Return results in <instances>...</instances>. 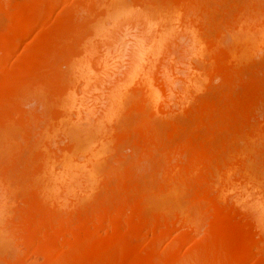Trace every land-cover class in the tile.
Instances as JSON below:
<instances>
[{
  "label": "bare ground",
  "instance_id": "obj_1",
  "mask_svg": "<svg viewBox=\"0 0 264 264\" xmlns=\"http://www.w3.org/2000/svg\"><path fill=\"white\" fill-rule=\"evenodd\" d=\"M0 11L1 231L20 228L43 264H264V58L246 65L264 50V0H0ZM43 31L45 46L34 37ZM194 59L220 86L173 127L181 153L156 122L189 104L200 84ZM179 69L193 74L189 91L174 88ZM25 99L42 112L24 111ZM83 137L98 144L87 169L75 158ZM114 138L134 152L109 165L98 200L82 205ZM184 193V210H148L153 196ZM199 222L200 243L161 249Z\"/></svg>",
  "mask_w": 264,
  "mask_h": 264
},
{
  "label": "rangeland",
  "instance_id": "obj_2",
  "mask_svg": "<svg viewBox=\"0 0 264 264\" xmlns=\"http://www.w3.org/2000/svg\"><path fill=\"white\" fill-rule=\"evenodd\" d=\"M63 6H62V4H60V5H58V7H57V10L58 9H61ZM0 13H2V14H0V27H1V25H3L4 24V22L6 21V19H7V16H6V14L4 15L3 14V12L2 11H0ZM4 15V16H3ZM55 18V19H54ZM2 19V20H1ZM58 22L57 21V18H56V16L54 15H52V20H51V22H52V25H54L56 22ZM53 22H55V23H53ZM63 22H65L66 23V20H64V21H62V23ZM42 34V35H41ZM39 36H41V37H39ZM45 36H46V33L43 31V32H41L40 34H38V36L37 35H34V37H38L37 39L40 41H42V40H46V38H45ZM39 38H41V39H39ZM43 38V39H42ZM35 39V38H34ZM42 41V44H44V46H45V42L46 41ZM182 40V39H181ZM31 41V39L30 38H25L23 41H22V43L20 44V46H19V49H18V53H21V52H24L25 51V49H26V47L29 45V42ZM37 41V40H36ZM184 43V39L181 41V43ZM28 43V45L25 47V45ZM185 44V43H184ZM181 45V44H180ZM262 45L260 46V49H258L257 51L259 52V54L260 55H258V54H256V52H254L253 51V53H255L256 55H258V56H256V55H253V56H249L248 58H250V59H248V58H246V61H247V63H249V64H246V65H248V66H250L251 64L252 65H257V64H260L261 63V60H263L262 58H264L263 56V54H262V52L264 51L262 48ZM25 48V49H24ZM182 49V48H181ZM256 49V48H255ZM262 50V52L260 53V51ZM179 53H180V51H178ZM252 53V54H253ZM178 54V53H177ZM14 55H16V54H14ZM179 55V54H178ZM183 55V54H182ZM177 56V55H176ZM180 56H181V54H180ZM260 57H262V58H260ZM189 59V58H188ZM195 60V62H193V60H191V62H193L194 64H192V65H195L196 67L197 66H199L200 67V69L201 70H199V72L198 73H200V76H199V74H198V76L200 77V78H203V76H204V79L206 80V81H204V79H203V81L199 78V83L200 84H202V85H200L199 84V86H197L196 88L199 90H193V91H189V89H190V87H189V85H187L188 87H186V85H184V84H186L187 83V81H190L189 80V78L191 79V77L190 76H193V74L192 75H188V71H189V69L187 70V74H186V71L184 70L183 71V69L182 70H180L181 71V73L178 71L177 72V74L178 73H180V74H176L177 76H178V79H177V82H176V80H175V83H176V85H175V83H174V85H175V89H180L181 88V86L183 87V86H185V88H188V91L190 92V94L189 93H187V94H189L190 96H191V93H194L193 94V96H192V98L190 97V96H188V97H190V100L187 102V103H189V104H187V105H185L186 104V102H184V104L183 105H185V106H182V104H180L181 105V107L180 106H178V108L177 107H174V110L177 112H175L174 110L171 112V113H169V114H171V115H169L170 117H168V116H165V117H161L160 119H158L157 120V126L158 125H160L159 127H160V130H161V132L163 133V135H164V141H168V142H170L172 145H177V147H176V149L179 151V152H181L182 153V150H181V143L183 142L182 141V139H180L179 138V134H176V133H172V132H174L173 131V127L174 126H178V125H180V127L182 126H184L183 124H187V121H188V117H186L187 115H185V112H186V109L188 110V109H191L193 106H196L197 107V102L198 103H202V101L204 100H208L209 99V97H212L213 95L212 94H214V93H216V88L215 87H217V85H219L220 86V83H219V79H217V77H215V78H213V77H208L207 75V77L205 76V71H204V69H203V67H201L202 65H201V63L197 60V59H194ZM197 60V61H196ZM250 61V62H249ZM192 65H191V68H192ZM197 72L196 73H194V75L196 74V76H197ZM202 73H204V74H202ZM185 74L187 75V76H189L188 77V79H187V77H186V79H184L185 78ZM196 76H195V79H196V81H197V78H196ZM181 77V78H180ZM261 77V76H260ZM177 78V77H176ZM193 78V77H192ZM211 78V79H210ZM262 79V82H261V84H262V87H264L263 85H264V78H261ZM185 82V83H184ZM157 83V82H156ZM160 83H161V81H160ZM197 83H198V81H197ZM182 84V85H181ZM212 84V85H211ZM178 86H180V87H178ZM207 88H206V87ZM198 87H200V88H198ZM202 88L204 89V90H202ZM217 88H219V87H217ZM175 89H174V91H175ZM184 89V88H183ZM183 89H180V90H183ZM213 89H215V91H213ZM179 90V91H180ZM184 90H186V89H184ZM201 90V91H200ZM177 91V90H176ZM179 91H177L176 93H178ZM197 91H198V93H197ZM182 92V91H181ZM174 93V92H173ZM196 93V94H195ZM175 94V93H174ZM173 94V95H174ZM215 96V95H214ZM213 96V97H214ZM175 97H176V95H175ZM207 97V98H206ZM187 98H185V101H187L186 100ZM212 99V98H211ZM193 102H192V101ZM174 101V100H173ZM22 103H20L21 104V108L24 110V111H26V112H34V111H37V112H42V110H43V108H42V106L38 103V101H36V100H33V99H25V100H22L21 101ZM36 102V103H35ZM179 103V102H178ZM191 103V104H190ZM187 106V107H186ZM189 107V108H188ZM191 107V108H190ZM176 109H178V110H176ZM34 110V111H33ZM180 112V113H179ZM189 112V111H188ZM124 120H126V122H127V124H129V123H132L133 122V120H132V122H131V120H127V118L125 119L124 118ZM170 120V121H169ZM184 121H185V123H184ZM171 122V123H170ZM174 122H175V125H172V124H174ZM183 122V123H182ZM158 127V128H159ZM166 127V128H165ZM159 130V131H160ZM164 130V131H163ZM202 131V130H201ZM160 132V133H161ZM171 132V133H170ZM174 134V135H173ZM162 135V136H163ZM170 135V136H169ZM173 135V136H172ZM179 135V136H178ZM84 136V135H83ZM175 137V138H174ZM85 137H83V140H85V141H87V142H85V141H82L85 145H80L81 146V149H80V147L79 148H77V146H76V148L75 149H78L77 150V153H76V157L75 158H78V160L79 161H76V162H78V163H81L82 161H84V164H82L84 167L89 163L90 164V160H91V154L89 155V153H88V151H94L95 150V148L96 147H98V144H96V143H92V141L91 142H88V141H90L91 140V138H89L88 140L87 139H84ZM87 138V137H86ZM93 138H94V136H93ZM95 138H96V136H95ZM168 138V139H167ZM180 139V140H178V139ZM174 139V141H172V140ZM176 139H177V141H176ZM117 141L118 140H116L115 138H114V140H112L111 142H109L110 143V145L108 144V146L106 147L107 149L105 150V152H103V153H101V155L99 156V157H97V158H99V160H100V162L98 163V166L96 167L97 168V170H96V174H95V176L97 177L96 179H101L100 181L98 180H96V185H95V187L91 190V195L90 196H88V197H86V199H84V201H82V205H85V206H89V205H91L92 203H94V202H96L98 199V196L101 194V191H102V186H100L102 183H103V181L104 180H106V174H105V172L108 170L107 168L109 167V165H110V167L111 166H113V165H115V163H116V160H118V157L120 156V157H122V156H124L125 158H127V157H129L130 156V154H132L133 152H134V149H132L131 150V147H130V144H128V142H123V141H121V142H119V144L117 143ZM93 142H95V139L93 140ZM115 143V144H114ZM178 143H180L179 144V146H178ZM118 144V145H117ZM169 144V143H168ZM95 145H97V146H95ZM90 146V147H89ZM92 146V147H91ZM95 148H94V147ZM129 146V147H128ZM90 149H89V148ZM94 148V150H92V149ZM100 148V147H99ZM98 148V149H99ZM133 148V147H132ZM85 149V150H84ZM89 149V150H88ZM97 149V150H98ZM82 150H84V152H83V154H82ZM96 150V151H97ZM181 150V151H180ZM90 151V152H91ZM78 152L80 153V156H82V158L80 159L79 157H78ZM86 152V153H85ZM101 152V151H100ZM97 153H98V151H97ZM117 153V154H116ZM100 153H98V155H99ZM127 154V155H126ZM86 157V158H85ZM91 157V158H90ZM88 161V162H87ZM92 161V160H91ZM104 162V163H103ZM83 163V162H82ZM88 164V165H89ZM113 164V165H112ZM78 165V164H77ZM82 165H80L79 164V166H82ZM87 167L88 166H86L85 168L87 169ZM105 167V168H104ZM100 174V175H99ZM105 174V175H104ZM100 177V178H99ZM143 177V178H142ZM142 178V179H141ZM139 179H141L140 181H141V184H143L144 183V181H145V177L143 176V175H140V177H139ZM84 180H86V178L84 179ZM84 180H81L80 179V182L81 181H84ZM103 180V181H102ZM87 181L89 182V178H87ZM87 181H85L84 182V185L86 184V182ZM99 182V183H98ZM79 184H83V183H79ZM83 185H81V187H82ZM80 187V188H81ZM61 190V189H60ZM95 193H93V192ZM185 194V193H184ZM91 197V198H90ZM155 198L157 199V200H155ZM170 200H169V199ZM152 199V200H151ZM151 199H149L150 201L148 202V210L150 211V212H156V211H161V213L162 212H169L170 214L172 213L173 214V212L174 211H176V209H180V208H182L183 210H184V208L189 204V201H190V197H189V195L187 196V194H185V195H183L181 198H179V199H173L172 197H164L163 196V198L162 197H160V196H153V197H151ZM159 199V200H158ZM187 199V200H186ZM166 201V202H165ZM87 202V203H86ZM151 202V203H150ZM155 203V204H154ZM163 203V204H162ZM177 203H178V205H177ZM184 203V204H183ZM87 204V205H86ZM152 204V205H151ZM177 205V206H176ZM228 205L230 206V207H232V205H231V203L230 202H228ZM84 206V207H85ZM153 206V207H152ZM157 206V207H156ZM162 208V209H161ZM157 209V210H156ZM178 209V210H179ZM169 210V211H168ZM181 210V209H180ZM66 211V210H65ZM177 212V211H176ZM159 213V212H158ZM168 214V213H167ZM169 214V215H170ZM171 214V215H172ZM14 215H15V212H14V214H11L9 217H10V219L9 220H13V221H15V219H14ZM12 221V222H13ZM15 223V222H14ZM14 224H12V226H13ZM204 225V223L203 222H199L197 225H195L194 227H190L189 225L188 226H186L185 228H182V229H180V228H178L179 229V231H178V229H176V230H174V232H172L170 235H168L167 237L168 238H165V239H163V241L160 243L161 245H162V247H161V249L162 248H165V245H167V244H169V242L170 241H172V240H174V241H176V244H177V246H179V247H184V248H186V247H191V245L190 244H197V242H199L200 243V241L199 240H201L200 238H202V240L204 239L203 238V236L205 235V229H206V227H205V225ZM11 225H9L8 224V227H6V229L4 230V232L3 231H1L0 230V264H6L5 262H4V258H5V261L8 263L9 261H17V260H22L21 261V263H25V264H43L42 263V261L44 262V260L43 259H45V258H43L42 256H40V255H37V254H33V253H28L27 251H26V249H25V247H24V244L22 243V238L20 237L21 236V230H19L20 228H18L17 229V226H16V228H15V225L12 227ZM191 228V229H190ZM205 228V229H204ZM9 229H10V231H9ZM189 229V230H188ZM185 230H188V232H189V236H188V239H186L185 241L184 240H181L182 238H180L181 237V235L180 234H182L181 232H183V231H185ZM11 234V235H10ZM203 234V235H202ZM173 236V237H172ZM176 237V238H175ZM177 237H179V238H177ZM200 237V238H199ZM199 238V239H198ZM180 239V240H179ZM167 240V241H166ZM178 240V241H177ZM195 240V241H194ZM201 240V241H202ZM192 241H194V242H196V243H194V242H192ZM192 242V243H191ZM170 244H171V242H170ZM186 246V247H185ZM23 253H24V255H23ZM26 253V254H25ZM19 255V256H18ZM11 259H10V258ZM8 259H9V261H8ZM25 259V260H24ZM39 261V262H38Z\"/></svg>",
  "mask_w": 264,
  "mask_h": 264
}]
</instances>
